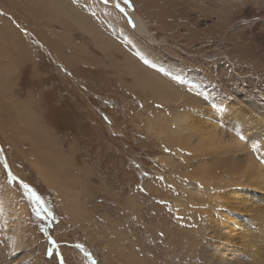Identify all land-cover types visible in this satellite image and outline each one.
<instances>
[{
  "label": "rangeland",
  "instance_id": "rangeland-1",
  "mask_svg": "<svg viewBox=\"0 0 264 264\" xmlns=\"http://www.w3.org/2000/svg\"><path fill=\"white\" fill-rule=\"evenodd\" d=\"M94 1L113 8L127 26L123 21L115 26L80 0H52L51 8L47 0H0V264L164 260L165 248L150 230L151 223L162 229V202L142 189L145 181L163 184L165 168L158 159L164 147L148 146L147 120L153 108L161 109L156 99L165 90L162 80L179 78L176 91L188 94L192 89L197 94L200 89L193 85L198 77L225 74L221 66L209 70L205 63L209 60L193 53L205 38L191 41L192 36L204 37L210 31L211 10L216 7L208 3L210 7H205L204 0H172L173 8L182 3L179 13L184 17L177 19L174 12L167 20L166 0H138L139 8L132 0L127 5L124 0ZM190 1L196 9L205 7L204 18L189 8ZM136 11L148 24L153 41L132 30L128 13ZM213 13L226 21L227 8L221 2ZM234 31L233 45H240L241 53L250 58L258 51L257 43ZM215 82L203 91L214 97L205 102L223 99L227 93L222 81ZM29 114L45 123L42 134L51 131L48 142L41 141L42 134L35 140L25 134ZM252 155L263 163L257 153ZM35 165L57 181L56 188L41 178ZM66 188L76 203L78 215L72 218L59 207L68 206ZM55 191L62 193L61 202ZM18 202L26 206V216L16 208ZM87 208L97 217L88 220ZM88 231L93 232L91 243ZM149 240L157 247L152 248Z\"/></svg>",
  "mask_w": 264,
  "mask_h": 264
},
{
  "label": "bare ground",
  "instance_id": "bare-ground-1",
  "mask_svg": "<svg viewBox=\"0 0 264 264\" xmlns=\"http://www.w3.org/2000/svg\"><path fill=\"white\" fill-rule=\"evenodd\" d=\"M200 1H207L205 7L211 5V8H217V3L221 2L227 8L226 21L221 22L218 14L213 13L216 8L211 10L213 26L210 25V31L204 37H191L192 42L206 39L201 42L204 47L194 49L196 51L193 53L209 60L205 62L209 70L213 66H221L226 72L214 75L217 73L215 72L209 78L197 76L196 85H193L200 89L197 94L192 89L188 90V94L184 89V94L176 91L174 88H180L176 85L181 83L179 78L173 79V82L162 80L165 90L156 99L161 109L153 108L147 121L148 146L153 147L160 143L164 147L158 159L165 168L163 184L158 186L151 181L142 184L143 190L159 196L157 202H162V229L159 224L151 223L150 230L162 243L163 249L165 248L161 264H264V0H197L198 3ZM80 2H87V5L89 3L97 11L100 10L115 26L123 22L127 26L113 8H105L94 0ZM132 2L138 6V0ZM47 3L51 8L52 0H47ZM188 4H193L188 7L192 11L200 12V18H204L201 12H204L205 7L198 5L196 9L193 1ZM186 5L183 7L187 8ZM173 7L172 0H166L167 20H171L174 12H177V19L183 18L184 15L179 13L182 3L180 6L176 3L175 8ZM19 8L20 11H26L23 5ZM138 13L139 11L135 14L128 13L132 30L140 37L153 41V33ZM28 16L35 18L32 13ZM230 18L233 20L228 22ZM235 29L241 32L243 38L257 43L255 49L258 51L252 50L254 53L250 58L241 53L240 45H233L230 33L235 32ZM52 31L49 28V33ZM33 32L38 33L36 27ZM37 38L44 40L39 36ZM250 43L248 45H254ZM48 44L51 43L48 41ZM210 48L214 50L213 53L208 51ZM212 57H216V60L212 61ZM219 77L222 79L218 81L223 84L216 82L226 88L227 93L223 94V99L216 97L215 100L205 102L206 97H214L205 96L203 91L212 86ZM26 118L27 130L23 131L27 133H22L32 135V140H35L45 132L43 125H46L36 115L29 114ZM50 135L51 131L42 134L44 139L41 138V141L48 142ZM253 145L256 147L253 148ZM252 153H257L263 163L257 162ZM35 167L51 188L57 187V181L51 180L39 166ZM69 195L67 193L68 206L59 207L67 210V218H72L78 213L76 203ZM54 196L59 202L63 199L61 192L55 191ZM15 197L18 196H14V199ZM16 208L27 215L26 206L22 202H18ZM87 213L88 220L97 217L88 208ZM149 217L157 216L150 214ZM88 232L87 240L91 243L90 236L93 232ZM134 242L137 244V240ZM149 245L152 248L157 247L150 240ZM133 246L140 248V245ZM92 251L97 250L94 248ZM171 255L172 258H169ZM138 264L150 263L138 257Z\"/></svg>",
  "mask_w": 264,
  "mask_h": 264
},
{
  "label": "snow or ice",
  "instance_id": "snow-or-ice-1",
  "mask_svg": "<svg viewBox=\"0 0 264 264\" xmlns=\"http://www.w3.org/2000/svg\"><path fill=\"white\" fill-rule=\"evenodd\" d=\"M103 2L104 3H108V0H103ZM124 3H125V5H127L128 4V0H124ZM129 23H132L131 21H129ZM145 63H147V61H145ZM27 186L25 185V188H26ZM51 243H55L54 241H50ZM49 251H51V250H49Z\"/></svg>",
  "mask_w": 264,
  "mask_h": 264
}]
</instances>
